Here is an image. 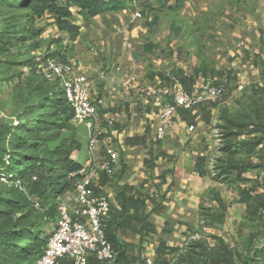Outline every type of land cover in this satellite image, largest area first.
Instances as JSON below:
<instances>
[{
    "label": "crops",
    "instance_id": "1",
    "mask_svg": "<svg viewBox=\"0 0 264 264\" xmlns=\"http://www.w3.org/2000/svg\"><path fill=\"white\" fill-rule=\"evenodd\" d=\"M215 2L136 0L127 2L123 10L105 12L89 22L75 16L81 34L73 44L66 33L57 30L53 18L44 17L50 23L47 30L50 35H44L45 38L61 40L52 44V50L64 52L71 45L66 58L74 64L78 74L91 81L92 98L101 100L102 112H99L105 137H112L121 155V167L115 176L101 180L102 192L109 196L112 206L119 208V189L129 187L127 196L147 199L145 213H150L164 197L161 213L153 214L149 219L156 230L153 238L142 242L139 235L130 230L118 234L126 257L137 259L136 263L146 257L155 260L161 241L167 240L162 233L164 226L156 223L157 218L166 211H175L176 206L182 210L189 208V211L197 208L198 192L192 189H195L192 177L199 175L198 148L209 143L207 131L217 107H200L190 113L179 111L172 131L165 139L159 140L156 138L159 113L167 101L146 97V90L168 85L170 75L177 76L189 92L195 91L201 82L213 85L226 82L230 89L231 86L242 89L255 79L260 61L264 60V52L259 53L261 44H264L260 34H257L261 42L255 49L257 55L253 56L251 50L256 44L251 40L252 32L258 29L253 18L260 14V10H256L249 12L252 15L247 16L248 23L244 24L243 32H233L240 42L233 49L227 46L226 59L229 62L226 69L211 64L206 45L210 29L202 35L197 30ZM136 13L140 17H136ZM175 24L181 26L179 33ZM231 33L228 32L227 36ZM197 39L203 46L200 51L195 44ZM149 43L155 45L152 52L144 49ZM178 53L192 57L194 66L188 67L190 61H178ZM190 126L194 127L193 131L189 130ZM87 146L83 164L88 154ZM123 164L126 170L121 176ZM176 184L183 185L181 188L185 193L175 191ZM174 245L169 242V246Z\"/></svg>",
    "mask_w": 264,
    "mask_h": 264
},
{
    "label": "rangeland",
    "instance_id": "2",
    "mask_svg": "<svg viewBox=\"0 0 264 264\" xmlns=\"http://www.w3.org/2000/svg\"><path fill=\"white\" fill-rule=\"evenodd\" d=\"M211 10L206 45L213 66L226 69L225 65L229 62L226 59L229 53L227 46L233 49L240 42L233 32H243L244 24L248 23L247 16L252 15L249 12L260 10L256 19L252 17L258 29L252 32L251 40L256 44L251 46V50L253 56L257 55L255 49L261 44L258 35L264 38V0H216ZM26 14L27 11L18 9L16 0H0V129L5 128L9 137H14L19 133L18 128L27 129L30 121L40 119L45 129L40 134L43 142L33 149L32 155L39 156L44 147L52 148L75 140L80 144V150L73 154V158L82 163L89 137L85 125L74 122L64 128L50 125L56 118L44 115L51 112L50 109L43 110L47 103L44 97L55 93L56 86L46 81L38 69L31 70L53 52V43L49 44L53 39L45 38L50 35L47 32L50 23L47 18L37 21L35 29L45 27L44 32L41 38H31L30 30L33 28L25 18ZM228 32L231 36H227ZM261 45L259 53L264 52V44ZM177 60L184 63L190 61L188 67L194 66L192 57L187 58L185 53H178ZM254 77L257 82L253 83V80L242 89L229 87L231 94L217 105L212 116L207 131L209 143L199 145L198 156L207 158L205 167L209 175L192 177L195 186L192 189L198 192L197 208L189 211V208L182 210L176 206L175 211H166L156 219L160 227L164 226L162 233L167 239V246L173 249L165 254L169 264H217L219 259H227V264H245L246 260L257 264L260 259L257 251L264 248V139L250 153L234 154L235 159L241 158L247 165L252 163L258 167L246 173L248 182L235 181L233 176H222L217 171V164L225 159L223 150L227 145H234L232 149H236L245 140L264 137V60L260 61V68ZM226 119L243 127L223 129L227 125ZM229 132L239 133L231 138L233 144L225 139ZM15 148L9 151H17ZM4 175L8 179L2 180L0 174V238L25 225L30 226L31 231L42 229L50 235L58 211L54 210L52 217L46 215V211L57 203V199L54 202L42 200L43 207L39 212L30 204L21 202L20 194L14 191L18 186L19 189H16L21 192L24 185V188L19 183L14 185L10 182L11 175ZM28 182L26 180L25 184ZM182 186L176 184L173 189L185 193ZM246 192L250 200L245 199ZM32 201L34 198H31ZM169 242L175 245L169 246ZM5 258L1 253L0 264Z\"/></svg>",
    "mask_w": 264,
    "mask_h": 264
},
{
    "label": "trees",
    "instance_id": "3",
    "mask_svg": "<svg viewBox=\"0 0 264 264\" xmlns=\"http://www.w3.org/2000/svg\"><path fill=\"white\" fill-rule=\"evenodd\" d=\"M132 1L136 0H16V5L18 9L27 11L25 18L31 23L33 29H35L37 21L49 16L53 18L57 30L61 33H66L70 44H73L81 34V26L75 23V16H80L83 21L89 22L105 12L123 10L127 2ZM154 1L159 3L168 2V0ZM169 10H173V8H169ZM212 12L211 10L203 17L202 25L197 30L201 35L210 28L208 23H211ZM175 23L177 24L178 21ZM176 24L174 25L175 30L179 33L182 29L181 26ZM33 29L30 30L31 38H41L40 35L43 34L44 28L35 29V33ZM60 41V39H53L49 44L51 45V43H58ZM195 44L200 51L203 47L200 39L195 40ZM38 47L39 46H35V48ZM153 47H155V45L149 43L145 45L144 49L145 51L152 52ZM69 49H71V45H68L64 52L56 50L49 53L46 58H58L63 62H67L66 52ZM201 59L204 61L203 57H201ZM38 65L39 63H36V66H34L35 68H31V70L37 69ZM176 74L181 77L179 73ZM181 79L183 80L182 77ZM51 83L55 84L54 86H56L57 91L51 95L47 94L44 97L47 103H45L46 105L43 110H51L50 113H45L44 115H52L56 118V121L50 123V125L55 127H59L60 125V128H64L68 124L74 122V113L64 96L60 84L58 82ZM217 105L215 104L213 106L216 107ZM36 108L41 109L39 107ZM99 111L102 112L100 108ZM185 113H190V111H185ZM226 120L227 125L223 126V129H232L233 126L237 128L243 127V125L235 124L231 119ZM40 122V119L30 121V126H27V129L18 128L19 133L14 135V137H9L5 128L0 129V174H10L11 183L14 185L19 183L22 188L25 187L19 192V188L16 185L18 189L14 188V191L20 194L19 196L22 199L21 202L30 204L33 209L37 202L42 208V200H51L54 202V200L57 199V203H53L49 211H46V215L52 217L54 215V210L57 212V207L66 194L74 191L76 175L78 171L83 168V162L80 163L73 158V154L80 150V144L75 140H71L69 144L63 143L52 148L44 147L39 156L32 155L31 152L33 149L43 142L40 134L45 129L41 126ZM23 133L27 135H22ZM236 135L238 136L239 133H226L225 139L228 140L229 144H233L230 140ZM262 139H264V137L245 140L237 147L238 149L236 148L237 145L235 146L236 149H232L234 145H227L225 151L223 150L225 159H221L220 163L217 164V171H220L222 176H233L235 181L248 182L246 173L258 167L252 165V163H248L247 165L241 158L235 159L234 154L241 152L250 153L255 149L254 147L261 144ZM136 141L137 139L134 142ZM252 145L253 147H251ZM14 147H16L15 149L17 151H9L10 149H14ZM6 156H8V159H6ZM206 161V157H198L197 172L201 177H204L206 174L209 175V171L205 167V165H207ZM222 165H226V167L223 168L221 167ZM122 166L121 176L126 170V166L124 164ZM26 180L29 181L27 185L25 184ZM104 180L105 178L103 181ZM129 190V187L119 189L120 193L118 197L120 206L119 208L112 206L110 217L105 226L107 240L111 243L116 252V260L113 264L136 263L137 260H129L126 257L124 245L120 243L118 234L130 230L136 235H139L142 242L153 238L156 235V230L149 221L150 216L153 214H160L164 208L162 203L164 197H161V202L157 205L155 204L150 213H145L144 208L147 199L143 197L135 198L134 196H127ZM31 198H34V201L31 202ZM245 199H251L248 192H246ZM38 211L40 212L41 210ZM30 228V226L25 225L23 228L12 231L10 234L0 238V255L4 253L6 257L3 259L5 260L3 264H12V262H14V264H36L43 254V250L51 234H46L42 229L34 232L31 231ZM53 228L52 225V229ZM19 250H21L20 253H18ZM171 250L173 249L169 248L166 242L161 241L157 249V258L153 260V264H169V261L165 258V254L166 251ZM257 252L260 258L257 264H264V248ZM227 261V259H219L217 264H227ZM60 264H72V262L63 260ZM88 264L108 263L99 262L94 257H91ZM138 264H146V258L139 259ZM245 264L252 263L246 260Z\"/></svg>",
    "mask_w": 264,
    "mask_h": 264
},
{
    "label": "built area",
    "instance_id": "4",
    "mask_svg": "<svg viewBox=\"0 0 264 264\" xmlns=\"http://www.w3.org/2000/svg\"><path fill=\"white\" fill-rule=\"evenodd\" d=\"M135 16L140 17V14L136 13ZM37 69L46 80L60 84L73 110L74 123L85 125L89 137L87 158L76 175L75 189L66 194L58 205L56 224L36 264H60L63 260H69L72 264H88L91 257L113 264L116 252L105 234L112 202L102 192L101 180L115 176L121 167V155L112 137H105L99 112L101 100L92 98L91 81L78 74L71 61L63 62L49 57ZM229 90L226 82L220 85L201 82L195 91L189 92L174 75H170L168 85L148 88L146 97L167 101L159 113L156 138L163 140L167 137L179 111L193 112L200 107L209 109L220 104L229 95ZM189 130L193 131L194 127L190 126ZM1 177L2 180L8 179L4 174ZM35 207L41 209L38 202ZM146 264H153L152 258L146 257Z\"/></svg>",
    "mask_w": 264,
    "mask_h": 264
}]
</instances>
